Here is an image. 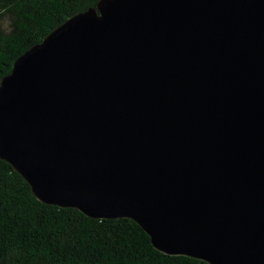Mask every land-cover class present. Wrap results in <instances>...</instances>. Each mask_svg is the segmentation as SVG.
Returning <instances> with one entry per match:
<instances>
[{"label": "water", "instance_id": "95a60500", "mask_svg": "<svg viewBox=\"0 0 264 264\" xmlns=\"http://www.w3.org/2000/svg\"><path fill=\"white\" fill-rule=\"evenodd\" d=\"M0 159L40 202L165 255L264 264V0H98L0 81Z\"/></svg>", "mask_w": 264, "mask_h": 264}, {"label": "trees", "instance_id": "16d2710c", "mask_svg": "<svg viewBox=\"0 0 264 264\" xmlns=\"http://www.w3.org/2000/svg\"><path fill=\"white\" fill-rule=\"evenodd\" d=\"M98 0H0V81L13 62ZM0 264H207L156 250L131 219L46 205L0 159Z\"/></svg>", "mask_w": 264, "mask_h": 264}]
</instances>
